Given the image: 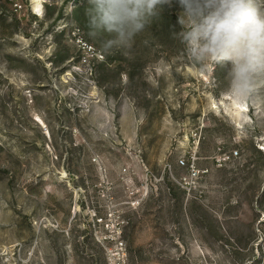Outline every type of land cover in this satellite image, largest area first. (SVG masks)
<instances>
[{
  "label": "rangeland",
  "instance_id": "374dc122",
  "mask_svg": "<svg viewBox=\"0 0 264 264\" xmlns=\"http://www.w3.org/2000/svg\"><path fill=\"white\" fill-rule=\"evenodd\" d=\"M90 7L0 0V264H264V86L221 95L178 0L115 54Z\"/></svg>",
  "mask_w": 264,
  "mask_h": 264
},
{
  "label": "clouds",
  "instance_id": "9594fccd",
  "mask_svg": "<svg viewBox=\"0 0 264 264\" xmlns=\"http://www.w3.org/2000/svg\"><path fill=\"white\" fill-rule=\"evenodd\" d=\"M88 35L105 54L129 51L172 0H89ZM181 31L173 33L197 64L227 66L221 95L250 102L264 86V0H178ZM103 37V39H101ZM260 176L264 178V170Z\"/></svg>",
  "mask_w": 264,
  "mask_h": 264
},
{
  "label": "built area",
  "instance_id": "2783aa9c",
  "mask_svg": "<svg viewBox=\"0 0 264 264\" xmlns=\"http://www.w3.org/2000/svg\"><path fill=\"white\" fill-rule=\"evenodd\" d=\"M76 44L81 51L79 63L82 66H86L89 70H91V61H98L102 59V54L98 50H96L92 45L82 39H76ZM188 154V156L178 159L177 163L181 166H184L188 171L189 175L193 178L196 177L197 173H199L195 167L196 157L194 151H191ZM233 154L236 155L237 152L234 151ZM225 158L227 159L229 157H223V159ZM167 168H170V166H168Z\"/></svg>",
  "mask_w": 264,
  "mask_h": 264
},
{
  "label": "bare ground",
  "instance_id": "6f19581e",
  "mask_svg": "<svg viewBox=\"0 0 264 264\" xmlns=\"http://www.w3.org/2000/svg\"><path fill=\"white\" fill-rule=\"evenodd\" d=\"M34 8L40 12L41 0H31Z\"/></svg>",
  "mask_w": 264,
  "mask_h": 264
}]
</instances>
